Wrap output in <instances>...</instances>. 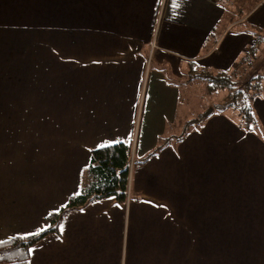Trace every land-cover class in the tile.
I'll use <instances>...</instances> for the list:
<instances>
[{
  "label": "crops",
  "instance_id": "obj_1",
  "mask_svg": "<svg viewBox=\"0 0 264 264\" xmlns=\"http://www.w3.org/2000/svg\"><path fill=\"white\" fill-rule=\"evenodd\" d=\"M234 1L0 0V242L44 229L78 192L90 151L132 143L137 126V160L171 141L132 170L129 199L67 213L28 264H264V90L250 131L230 110L177 143L205 110L168 131L180 104L171 73L264 55V0L240 18ZM245 21L258 32L238 47Z\"/></svg>",
  "mask_w": 264,
  "mask_h": 264
},
{
  "label": "trees",
  "instance_id": "obj_2",
  "mask_svg": "<svg viewBox=\"0 0 264 264\" xmlns=\"http://www.w3.org/2000/svg\"><path fill=\"white\" fill-rule=\"evenodd\" d=\"M197 77H202L205 80L207 89L211 93L227 91L225 101L222 104H214L216 109L206 110L198 115L195 120L185 122L182 129L183 133L175 138V143L186 136V132L190 127L197 128L208 117L222 114L227 110L236 113L239 119L237 126L241 129L250 131L255 126L257 120L253 113L252 101L260 94L259 91L264 90V84L261 83L260 77L255 76L247 81H238L233 72H203ZM257 79L258 81H256ZM170 141V137L165 138L162 144L138 160L133 158L134 140L132 143L119 142L91 150L88 163L80 174L78 192L70 195L65 204L56 212H52L45 217L46 227L41 231L1 241L0 264H28L29 249L45 236L57 233L61 219L69 212L82 209L95 201L111 197L117 202H125L129 199L127 188L129 169L144 165Z\"/></svg>",
  "mask_w": 264,
  "mask_h": 264
},
{
  "label": "rangeland",
  "instance_id": "obj_3",
  "mask_svg": "<svg viewBox=\"0 0 264 264\" xmlns=\"http://www.w3.org/2000/svg\"><path fill=\"white\" fill-rule=\"evenodd\" d=\"M235 3H233V5L235 6V10H231L229 13V16H233L235 18H240L243 17L245 15V13L255 4V0H235ZM226 3V1H225ZM240 33L241 36L238 38L237 45L239 47V43L242 42L244 40L243 37L245 36H256L257 34V28L256 27H252L251 23L245 21L243 23H240ZM256 33V34H253ZM259 34L257 35H262L264 36V30L258 32ZM247 37V38H248ZM263 39L261 41L264 42V37H262ZM259 39H253V42L249 41L250 45L252 43H256L255 45L260 46V42L258 41ZM258 41V42H257ZM264 43L261 44V47H264L263 45ZM254 45V46H255ZM250 53V52H249ZM151 57V56H150ZM240 58H244V63L242 65H240L238 67V69H231L230 72L227 73H234L235 77L237 78L236 80H240V81H247L249 80L251 77H255L258 76L261 79V83L264 84V55H263V51H261L260 55H256V57H254L253 55H244L242 57V55H240ZM151 65H156L154 64V61L151 63ZM152 68H155V66H153ZM194 71V72H192ZM184 72V71H183ZM181 72V73H183ZM186 76L185 74L181 75V78H178L174 75H172L171 73V77L169 76V82L173 85H176L178 88V92H179V101L180 104L177 106L178 109V117L176 118V123L173 124V127H168V131L171 134L172 132H176L177 130L179 131L182 125V121L183 119H190V117H196V115L200 112H203L204 110H212V109H216V107L214 106V104H222L225 101V97L227 94V91H222V92H218V93H211L208 91L207 89V83L205 82V80H203L202 77H197L200 76L201 74H203V72H207L210 73L207 70L202 69H198L197 67H192L189 71H186ZM224 72V71H222ZM149 71L146 70L145 75L143 73V77H142V82L140 85V94L141 95V99H139L138 101V105H137V109H138V120L140 119V112H141V108H144V90L146 87V81H147V76H148ZM212 73V72H211ZM214 73V72H213ZM199 74V75H198ZM202 78V79H201ZM186 80H188V82H185ZM258 81V79L256 80ZM253 92V91H251ZM258 93H261V91H259ZM257 93V94H258ZM168 102L167 100H171V94L170 93H165L162 94V99ZM172 105H168V107H171ZM146 107V106H145ZM166 109V107H165ZM144 111V110H143ZM165 113V110L163 111V114ZM227 117H229L230 119L235 120L236 122H238L237 117H236V113H232L228 112L227 113ZM137 130V126L136 129L134 130L136 133ZM133 136V140L134 143L136 141V137L137 134ZM160 137V136H159ZM146 138V136H145ZM145 138H143V136L141 135V133L139 134L138 139L141 140H145ZM163 138H158V141L162 142ZM151 141V137H148V141ZM139 148V146H138ZM136 152V151H135ZM138 153V150H137ZM138 157H142V156H138V154L134 153L133 158L134 160H137ZM132 168L130 169L129 172V177H128V192H130V176L132 174ZM82 172V171H81ZM81 174V173H80ZM80 186V183H79ZM127 201V200H126Z\"/></svg>",
  "mask_w": 264,
  "mask_h": 264
},
{
  "label": "built area",
  "instance_id": "obj_4",
  "mask_svg": "<svg viewBox=\"0 0 264 264\" xmlns=\"http://www.w3.org/2000/svg\"><path fill=\"white\" fill-rule=\"evenodd\" d=\"M129 172H130V169H129Z\"/></svg>",
  "mask_w": 264,
  "mask_h": 264
}]
</instances>
